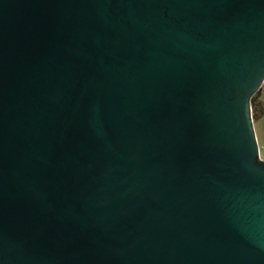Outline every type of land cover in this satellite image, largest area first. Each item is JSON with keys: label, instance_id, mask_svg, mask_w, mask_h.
<instances>
[{"label": "water", "instance_id": "1", "mask_svg": "<svg viewBox=\"0 0 264 264\" xmlns=\"http://www.w3.org/2000/svg\"><path fill=\"white\" fill-rule=\"evenodd\" d=\"M263 78L264 0H0V264H264Z\"/></svg>", "mask_w": 264, "mask_h": 264}, {"label": "rangeland", "instance_id": "2", "mask_svg": "<svg viewBox=\"0 0 264 264\" xmlns=\"http://www.w3.org/2000/svg\"><path fill=\"white\" fill-rule=\"evenodd\" d=\"M259 97L260 100L264 102V78L258 89L257 98ZM252 129L257 145L258 157L264 160V114H262L258 119L252 120Z\"/></svg>", "mask_w": 264, "mask_h": 264}, {"label": "trees", "instance_id": "3", "mask_svg": "<svg viewBox=\"0 0 264 264\" xmlns=\"http://www.w3.org/2000/svg\"><path fill=\"white\" fill-rule=\"evenodd\" d=\"M258 89L249 97L250 116L252 120L258 119L264 114V102L257 98Z\"/></svg>", "mask_w": 264, "mask_h": 264}, {"label": "crops", "instance_id": "4", "mask_svg": "<svg viewBox=\"0 0 264 264\" xmlns=\"http://www.w3.org/2000/svg\"><path fill=\"white\" fill-rule=\"evenodd\" d=\"M259 99H260V97H259Z\"/></svg>", "mask_w": 264, "mask_h": 264}]
</instances>
